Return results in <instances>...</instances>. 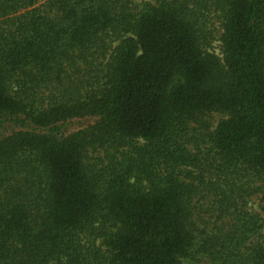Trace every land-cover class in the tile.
I'll return each instance as SVG.
<instances>
[{"label":"trees","instance_id":"16d2710c","mask_svg":"<svg viewBox=\"0 0 264 264\" xmlns=\"http://www.w3.org/2000/svg\"><path fill=\"white\" fill-rule=\"evenodd\" d=\"M0 264H264V0H0Z\"/></svg>","mask_w":264,"mask_h":264},{"label":"rangeland","instance_id":"374dc122","mask_svg":"<svg viewBox=\"0 0 264 264\" xmlns=\"http://www.w3.org/2000/svg\"><path fill=\"white\" fill-rule=\"evenodd\" d=\"M134 1H136V2H141V1H145V0H134ZM213 46H214V47L217 46V43L214 42Z\"/></svg>","mask_w":264,"mask_h":264}]
</instances>
